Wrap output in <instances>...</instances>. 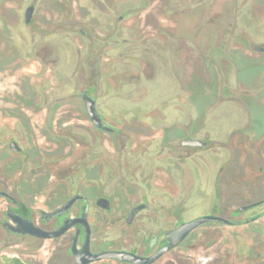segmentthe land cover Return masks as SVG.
Here are the masks:
<instances>
[{"label":"flooded vegetation","instance_id":"obj_1","mask_svg":"<svg viewBox=\"0 0 264 264\" xmlns=\"http://www.w3.org/2000/svg\"><path fill=\"white\" fill-rule=\"evenodd\" d=\"M203 216L151 264L250 225L217 255L264 264V0H0V253L147 259Z\"/></svg>","mask_w":264,"mask_h":264},{"label":"rangeland","instance_id":"obj_2","mask_svg":"<svg viewBox=\"0 0 264 264\" xmlns=\"http://www.w3.org/2000/svg\"><path fill=\"white\" fill-rule=\"evenodd\" d=\"M15 22V21H13ZM17 22L21 23L20 20ZM14 30H16L18 33L21 32L23 29L20 25H14ZM246 81L251 80V76L245 77ZM244 79V80H245ZM260 112V111H259ZM258 119V118H257ZM257 128L260 129V127L263 125V122L261 120L255 121ZM235 171L242 170L240 168V165L238 163H235L234 165ZM231 186H234L235 188L244 189L245 187L249 186L251 184V180L245 179L243 176H237L230 180ZM257 190V194L262 190L261 187H254ZM253 194V193H251ZM249 197H253V195L249 194ZM191 208V215H199L206 213V202L200 203V204H194L190 206ZM190 215V214H189ZM215 230L216 229H212ZM235 234L232 237L223 236L220 235V237H217L215 233L202 236L200 239V246L197 248H194L193 250H188L183 255L181 254L180 250L174 251L171 254V264H227V259L225 258V261L223 260L224 257H219L217 255V249L220 246L224 247L225 249L234 248L235 251L238 250V252L241 254L240 251H245V248L249 246V242L252 243V246H259L261 242H263L260 238H253V239H246L243 236V232L251 231V230H258L256 225H250V226H241V227H235L233 229ZM201 231V230H200ZM211 243V244H210ZM257 243V245H254ZM263 253L260 249L257 250ZM226 252V251H225ZM226 254V253H225ZM235 264H244L243 260L240 259L239 254L235 256ZM5 258H18L21 261L23 260H29L27 257L23 256V253H21L18 249H6L3 252L0 253V261H3ZM30 260H32L33 263H35L34 258L28 257ZM224 261V262H223Z\"/></svg>","mask_w":264,"mask_h":264},{"label":"water","instance_id":"obj_3","mask_svg":"<svg viewBox=\"0 0 264 264\" xmlns=\"http://www.w3.org/2000/svg\"><path fill=\"white\" fill-rule=\"evenodd\" d=\"M18 220L19 222L22 221L21 219ZM208 221H219V222L229 223L226 220L215 216L199 217L192 221L182 223L177 229L173 230L170 233V235H168L169 244L164 248H162L161 250H159L154 256L150 258L142 259L136 255L125 252H105L97 255H92L89 252L85 251V255H84L85 257L83 260H80L78 255L75 254L77 264H89L95 261H99L101 259H116L118 261L126 262L129 264H151L156 258L161 256L163 253L177 246L193 229ZM39 235H43V234H39Z\"/></svg>","mask_w":264,"mask_h":264},{"label":"trees","instance_id":"obj_4","mask_svg":"<svg viewBox=\"0 0 264 264\" xmlns=\"http://www.w3.org/2000/svg\"><path fill=\"white\" fill-rule=\"evenodd\" d=\"M0 264H27V263H24L18 258H5L3 261H0Z\"/></svg>","mask_w":264,"mask_h":264}]
</instances>
